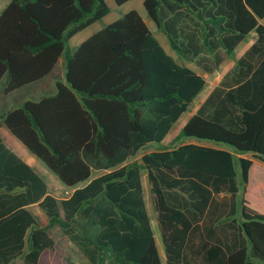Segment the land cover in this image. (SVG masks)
I'll use <instances>...</instances> for the list:
<instances>
[{
	"label": "trees",
	"instance_id": "16d2710c",
	"mask_svg": "<svg viewBox=\"0 0 264 264\" xmlns=\"http://www.w3.org/2000/svg\"><path fill=\"white\" fill-rule=\"evenodd\" d=\"M129 1L115 0L119 6ZM144 7L180 56L211 57V65L200 63L208 73L226 57L236 60L174 142H215L253 159L220 145H163L207 81L166 52L139 12H128L71 53L69 41L110 14L106 0H9L0 14V84L9 94L41 84L62 58L66 83L56 81V94L24 100L0 122L74 191L54 197L0 136V264H54L45 262L58 252L49 233L54 227L90 264H193L192 234L224 207L221 196L230 197L232 211L217 217L221 236L208 232L194 255L197 264H264V212L247 198L255 162L264 166V0H145ZM252 32L256 42L237 60ZM152 144L159 149L129 163ZM32 206L47 216L46 226ZM228 228L235 231L231 240Z\"/></svg>",
	"mask_w": 264,
	"mask_h": 264
},
{
	"label": "rangeland",
	"instance_id": "374dc122",
	"mask_svg": "<svg viewBox=\"0 0 264 264\" xmlns=\"http://www.w3.org/2000/svg\"><path fill=\"white\" fill-rule=\"evenodd\" d=\"M106 1L111 8L110 14L101 21L95 23L93 26L79 33L72 40H70L68 45L69 51L71 53H75L84 40H86L93 34L103 30L109 25L113 24L117 20L121 19L128 12L130 11L139 12L147 22L151 31L154 33V35L157 37L161 45L164 47L166 52L169 55H171L179 64L192 68L198 74L202 75L207 81V86L204 92L201 93V95L194 100V102L190 106L189 112H187L178 121V123L175 125L170 135L164 141L163 145L169 148H176L183 143H195V144L210 145V146L220 145L222 148L228 149L235 153V150L232 147L223 144H217L215 142L203 141L198 139H189L181 143L174 142V139L178 136V134L184 127L183 126L184 122L190 119L197 112L199 107L204 103L207 96L209 95V91L213 89L217 81V77L219 75L220 69L216 70L213 73H208L206 70H204L203 66H201L200 64L201 62H203L204 64L209 63L208 65H211L210 64L211 57L204 55L194 59H186L180 56L176 51H174L171 48L167 37L158 29L157 25L149 18L146 9L144 7L145 0H131L121 6L117 5L115 0H106ZM8 3L9 0H0V14L6 8ZM231 61H232L231 58L226 57V60L222 66H226ZM64 62H65V58H62L54 74L43 83L37 84L35 86H30L16 93H12V94L7 93L6 84L1 83L0 84V115L4 114L8 110H13L18 106H21L24 100L38 101L42 98V96H51L56 94L55 82L60 81L66 83ZM3 127L7 130L5 126ZM8 133L10 134L9 131ZM0 135L3 137L4 142L10 148H12L24 161L29 163V160L32 157H34L12 134L10 135L14 138L16 142H14L10 136H8L3 131H1V129H0ZM159 147L160 145L158 144H152L148 149L141 151L136 156L135 159L130 160L129 163L132 161L140 162L144 154L153 152L159 149ZM33 166L36 172H38L40 176H42V178L46 181L49 187V191L54 197L57 196L58 197V198L56 197L57 199L62 200L63 197L66 198L69 196V194H67V191H72V189L62 188L63 189L62 190L61 186H59L60 182L58 178L55 176L53 172H51L46 167V165L43 162H40L39 159H36V162L33 164ZM252 170H255L256 184L254 187H252V192L254 190V195L251 193V188L250 189L248 188L249 195L247 196V198L248 199L254 198L255 200H257L259 209L264 212V193L262 190L264 188V166L260 165V163L257 161L255 162ZM142 181L144 186V197H145L146 208L151 220V224L154 230L157 243L160 247V251L163 254V257L165 258L162 236L158 226L157 214L154 210L152 203L151 188L148 182L146 170H142ZM85 185L86 183L82 184L81 186L83 187ZM61 194H63V196H61ZM30 210L33 212L38 222L42 226H46L48 224L47 216L38 206H32L30 207ZM43 215L45 217H43ZM49 233L53 237V239L57 242L59 247H58V252L51 253L45 256V262L47 263L52 262L54 264H66L67 260H73L76 264H90V262L82 256L79 248H77L74 244H72L69 237L59 227H54L50 229ZM17 264H21V263H17Z\"/></svg>",
	"mask_w": 264,
	"mask_h": 264
},
{
	"label": "crops",
	"instance_id": "0c3cea01",
	"mask_svg": "<svg viewBox=\"0 0 264 264\" xmlns=\"http://www.w3.org/2000/svg\"><path fill=\"white\" fill-rule=\"evenodd\" d=\"M83 32V31H82ZM81 33V32H80ZM79 34V33H78ZM77 34V35H78ZM76 35V36H77ZM75 37V36H74ZM73 37V38H74ZM91 37V36H90ZM257 33L256 32H252L251 35L246 39V41L239 47L238 49V54H237V60L239 58H241L245 53L246 51L256 42L257 40ZM72 38V39H73ZM71 39V40H72ZM88 39V38H87ZM86 39V40H87ZM85 41V40H84ZM83 41V42H84ZM82 42V43H83ZM236 65V60H232L230 63H228L226 66H221L220 68V72H219V75L217 77V81L213 87V89H211L209 91V94L217 87L220 85V83L222 82V80L224 79V77L235 67ZM208 97V96H207ZM189 120V119H188ZM185 121L183 126H185V124L188 122ZM4 125L1 124L0 122V129L1 131H3L5 134H7L8 136L11 137V139L16 142L14 140V138L8 133V129L6 130L4 127ZM170 135V134H169ZM1 136V135H0ZM2 137V136H1ZM3 138V137H2ZM166 140V139H165ZM164 140V141H165ZM164 143V142H163ZM12 149V148H11ZM238 158H241V157H244V158H250V159H253L252 155L251 154H244V155H241V154H236L234 153ZM36 158V157H35ZM34 157H32L30 160H29V164L34 168L33 164L36 162V159ZM256 161V160H255ZM28 163V162H27ZM60 182V181H59ZM256 184V177H255V170H251L250 172V185H249V189L251 188V193L254 195V190L252 192V187H254ZM59 185V184H58ZM61 186V189L62 188H67L65 186H63V184L60 182V185ZM69 189V188H67ZM63 190V189H62ZM263 190V193H264V188L262 189ZM74 191V189H72V191H67V193L69 195L72 194V192ZM61 196H63V194H61ZM57 197V196H55ZM58 198V197H57ZM67 198V197H66ZM65 197L62 198L63 199H66ZM242 198V194H239L238 196V201L236 202V205L239 206V203H240V199ZM251 199V198H250ZM226 200V204L224 205V207H222L223 205H218V209H214V211L212 212V216L211 217H206V219L204 221H202L198 226H196V230L194 231V233L192 234V237H191V242H190V249L188 251V256H189V259H193V264H197L199 263L198 260L195 258L196 256L195 253L197 251H200L201 249V246L202 244L208 242L209 238H208V232L209 231H212V230H216L217 229V236H221V231L218 229L219 227V224L217 223V217H220V215H225L228 216L230 215L231 211H232V200L230 199V197L228 198H225L224 196H221V197H218L217 198V202L218 203H222ZM253 202H257V200H255L254 198L251 199ZM216 210V211H215ZM236 216L237 219L239 220L240 217H241V210H240V207L239 209L237 208V211H236ZM43 217H45L43 215ZM218 226V227H217ZM235 232L233 229L231 228H228L227 231H226V234L227 236H229V239L231 240L232 239V233ZM216 236V237H217ZM159 246V245H158ZM160 248V247H159ZM162 254V253H161ZM162 258H163V261L165 262V258L163 257V254H162Z\"/></svg>",
	"mask_w": 264,
	"mask_h": 264
},
{
	"label": "built area",
	"instance_id": "2783aa9c",
	"mask_svg": "<svg viewBox=\"0 0 264 264\" xmlns=\"http://www.w3.org/2000/svg\"><path fill=\"white\" fill-rule=\"evenodd\" d=\"M68 194V193H67Z\"/></svg>",
	"mask_w": 264,
	"mask_h": 264
}]
</instances>
